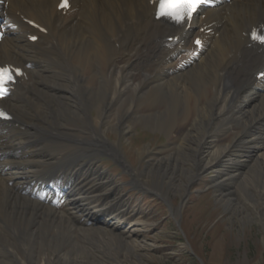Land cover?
Here are the masks:
<instances>
[{
  "label": "bare ground",
  "instance_id": "6f19581e",
  "mask_svg": "<svg viewBox=\"0 0 264 264\" xmlns=\"http://www.w3.org/2000/svg\"><path fill=\"white\" fill-rule=\"evenodd\" d=\"M155 11L150 0H73L66 15L57 0L0 5V15L16 24L0 44V61L24 64L31 77L3 103L12 119L0 136V264H81L76 232L91 246L135 251L136 242L108 219L106 183L83 189L97 183L89 168H99L84 161L91 150L111 154L135 175V184L166 200L172 190L183 194L202 171L215 170L239 181L235 192H222L236 194L237 211L246 200L264 214V82L255 78L262 57L244 35L264 20V0H238L230 15L210 14L205 50L180 69L191 33L181 31L180 40L170 42L177 27L156 19ZM32 34L39 35L35 43ZM110 118L121 138L137 125L168 135L166 154L144 170L131 167L122 142L107 138ZM32 183L52 185L48 203L25 193ZM225 194L218 199L227 200Z\"/></svg>",
  "mask_w": 264,
  "mask_h": 264
},
{
  "label": "rangeland",
  "instance_id": "374dc122",
  "mask_svg": "<svg viewBox=\"0 0 264 264\" xmlns=\"http://www.w3.org/2000/svg\"><path fill=\"white\" fill-rule=\"evenodd\" d=\"M99 116L96 112L93 115L96 123ZM116 122L115 118L107 120L104 126L107 138L110 142H122L123 154L131 167L144 170L148 161L166 154L168 135L137 125L121 138ZM176 148L175 151L179 147ZM86 154L84 161L94 164L103 173L90 167L89 174L96 178L97 183L88 184L83 189H102L98 184L106 183L109 199L104 204L111 211L109 221L123 231L125 238L137 244L134 243L135 251L132 252L119 251L113 244L109 249L100 242L91 246L90 238L87 243V235L76 232L73 248L81 264L82 261L90 264L89 258L93 261L99 259L100 262L95 261L94 264H264V214L252 211L251 203L246 200L245 209L237 211L239 205L231 199L236 195L234 192L239 181L224 178L223 173L215 170L202 171L188 182L183 194L176 190L169 192L170 200L167 201L174 207L172 210L160 201L163 196L156 191L135 189L125 173L130 174L127 167L122 170L121 164H117L111 154L97 150ZM154 180L145 182L153 186ZM83 181L78 179L74 185L80 186ZM223 191H234L230 195L232 198ZM224 194L229 197L220 201L218 197ZM180 206L182 209L178 208ZM120 231L114 234L120 235Z\"/></svg>",
  "mask_w": 264,
  "mask_h": 264
},
{
  "label": "clouds",
  "instance_id": "9594fccd",
  "mask_svg": "<svg viewBox=\"0 0 264 264\" xmlns=\"http://www.w3.org/2000/svg\"><path fill=\"white\" fill-rule=\"evenodd\" d=\"M192 9L193 5L191 3L181 5L176 0H158L157 14L180 23L184 20L185 16L192 14Z\"/></svg>",
  "mask_w": 264,
  "mask_h": 264
},
{
  "label": "snow or ice",
  "instance_id": "6c2138e0",
  "mask_svg": "<svg viewBox=\"0 0 264 264\" xmlns=\"http://www.w3.org/2000/svg\"><path fill=\"white\" fill-rule=\"evenodd\" d=\"M178 4L184 5L187 3H191L193 5L194 10L196 6L200 3V0H176ZM68 3V0H62L61 7H66ZM262 41H264V36L258 37ZM199 44V41L196 42ZM19 70H17L18 72ZM13 79V76L11 74V70L9 68H0V97L4 96L7 92L6 88V82L11 81ZM0 115H4L3 113H0Z\"/></svg>",
  "mask_w": 264,
  "mask_h": 264
}]
</instances>
